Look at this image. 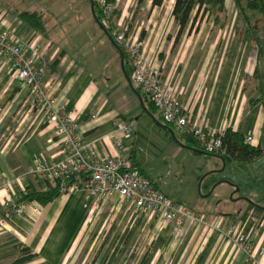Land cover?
Returning <instances> with one entry per match:
<instances>
[{
	"label": "crops",
	"instance_id": "1",
	"mask_svg": "<svg viewBox=\"0 0 264 264\" xmlns=\"http://www.w3.org/2000/svg\"><path fill=\"white\" fill-rule=\"evenodd\" d=\"M157 1L112 0L115 10L105 27L111 36V26L124 28L128 39L141 42L145 58L161 68V83L172 88L174 98L186 107L191 124L216 132L240 130L243 136H252V145H260L263 153L261 14L245 9V3L236 0H221L222 10L192 0L180 24L173 14L176 0ZM20 11L32 10L7 11L0 7V28L11 29L20 39L42 46L43 83L51 88L56 102L64 103L66 111L77 120L80 136L94 146L96 157L121 152L165 195L185 202L186 195L174 194L165 181L152 177L153 165L198 155L207 157L211 169L214 160L180 144H184L181 134L165 124L159 111L135 89L124 62L122 67L119 50L95 22L92 12L95 28L91 26L79 35L67 34V26L60 30L63 26L56 22L47 26V15L33 10L44 16L45 32H38L18 19ZM136 91L155 120L142 109ZM30 105L27 88L7 64L0 62V180L23 174L40 157H60L51 125ZM120 121L131 125L128 137L117 128ZM155 121L170 127L175 138ZM116 140L121 142L119 150ZM253 160L226 162L250 167ZM192 171L197 178L203 172L196 168ZM250 180L238 185L245 197L264 207V180ZM25 181L34 191H47L51 186L49 180L32 176ZM4 195L0 190L1 199ZM37 204L38 212L15 216L0 228V264H72L75 259L69 252L77 235L84 226H103L104 215L109 217L108 226L118 227L108 247L112 252L106 259H111H104L102 264H116V257L123 253L126 257L117 264H244V253L226 234L230 224L236 232L250 236L255 248H264V209L248 202L240 209L243 213L218 211L217 207L203 211L198 202L197 211L190 209L205 223L181 227L119 203L116 194L98 202L88 191L79 189ZM137 235L141 240L139 253L133 247ZM22 247H27L32 257L14 263ZM81 254L76 264L84 263L86 252Z\"/></svg>",
	"mask_w": 264,
	"mask_h": 264
},
{
	"label": "built area",
	"instance_id": "2",
	"mask_svg": "<svg viewBox=\"0 0 264 264\" xmlns=\"http://www.w3.org/2000/svg\"><path fill=\"white\" fill-rule=\"evenodd\" d=\"M95 3L102 15V23L107 25L115 10L114 4L109 0H95ZM112 36L132 67L131 83L159 111L162 121L178 133L190 136L205 153H224L223 131H209L191 124L186 107L174 98L172 88L161 83V68L145 58L141 42L128 39L125 29L119 26L112 27ZM42 55L40 44L24 41L13 30L0 28V62L7 64L20 84L27 88L31 108L51 125L60 152L58 158H38L19 176L1 178L0 190L5 195L0 198V228L15 216L39 211L36 201L21 200L27 193L25 178L28 176L49 180L51 187H58L60 194L84 189L98 202L116 194L119 203L149 212L179 227L204 224L202 217L165 195L121 152L96 157L94 146L80 136L77 120L66 111L64 103L56 102L51 88L43 83L45 63ZM116 126L125 137L131 135L129 123L120 121ZM244 141L254 143L250 135H245ZM115 145L119 150L121 142L116 140ZM226 234L244 253V264H264V248H255L250 236L236 232L232 224Z\"/></svg>",
	"mask_w": 264,
	"mask_h": 264
},
{
	"label": "rangeland",
	"instance_id": "3",
	"mask_svg": "<svg viewBox=\"0 0 264 264\" xmlns=\"http://www.w3.org/2000/svg\"><path fill=\"white\" fill-rule=\"evenodd\" d=\"M0 7L7 11L12 8L43 11L48 18L47 26L51 22H56L57 26H63L60 30L67 26V34H83L88 32L91 26L95 28L86 0H0ZM64 16H67V18L64 19ZM199 158H202V160L199 161ZM206 158L191 155L180 157L179 160L174 161H157L158 163H155L152 168V177L165 181L167 187L173 190L174 194L186 195L187 200L179 203L195 211H197V203L201 202L203 211H209V208L217 207L218 211L229 210V212L243 213L244 211L240 209H244L247 202L243 198L251 199L244 196V190L240 188L238 183L249 182L251 181L250 177L255 178L256 182L264 180V150L262 155L255 158V161L253 160L254 162L250 167H240L231 162H226L223 165L220 159L209 155V158L214 160L215 163L213 168L209 169V161H206ZM195 168L203 171L198 178L192 171ZM209 183L211 185L207 189ZM170 198L176 201L175 198ZM103 219H105L104 222ZM101 221L104 223L103 226H84L83 230L77 235L69 252L72 256L70 258L75 259L72 264H76L82 252H86L83 264H102V261L107 258L108 252L111 254L112 250L109 251L108 247L116 233H113V231L118 226H108L107 224L110 221L107 215H104ZM140 243L141 240L137 235L133 239L134 251H137V253L140 250ZM125 257L126 254L123 253L116 257V260L121 262ZM109 259H111V256L108 257Z\"/></svg>",
	"mask_w": 264,
	"mask_h": 264
},
{
	"label": "trees",
	"instance_id": "4",
	"mask_svg": "<svg viewBox=\"0 0 264 264\" xmlns=\"http://www.w3.org/2000/svg\"><path fill=\"white\" fill-rule=\"evenodd\" d=\"M112 2V0H109ZM156 1V0H154ZM160 1V0H158ZM157 1V2H158ZM237 2H244L245 9L257 11L261 14L264 19V0H236ZM202 3H205L210 8H216L218 10H222V2L221 0H201ZM192 0H176L173 14L175 19L182 24L186 19ZM94 12L98 19L102 21V15L99 12V9H94ZM17 17L19 20L23 21L27 26L37 30L38 32H45L44 26V16L42 12L39 11H20L17 13ZM113 25V22H112ZM112 26L110 28V31ZM128 60L124 56V65L126 72H131V65H128ZM130 64V63H129ZM148 101V100H147ZM251 103L255 101L253 99L250 100ZM149 102V101H148ZM149 105H152L149 102ZM153 106V105H152ZM180 140L187 146L195 147L199 149L198 144L193 140L190 136L186 134L180 135ZM222 140V148L224 153H206L208 155L220 156L225 162L226 161H250L257 157H259L262 153V148L260 145L253 146L244 141V136L240 132V130H233L231 128H227L223 131L221 136ZM153 181V180H152ZM154 182V181H153ZM155 183V182H154ZM156 184V183H155ZM58 187H51L47 191H34L27 188V193L22 196L21 200L26 201H37L40 204H45L55 197L59 196ZM32 257V254L29 252L27 247L21 248V254L18 258L14 260V263H20L24 260Z\"/></svg>",
	"mask_w": 264,
	"mask_h": 264
},
{
	"label": "water",
	"instance_id": "5",
	"mask_svg": "<svg viewBox=\"0 0 264 264\" xmlns=\"http://www.w3.org/2000/svg\"><path fill=\"white\" fill-rule=\"evenodd\" d=\"M90 5H91V12H92V14H93V18H94L95 22H96V23L98 24V26L103 30V32L106 34V36L109 38V40H110V41L116 46V48L119 50L120 59H121L120 61H121L122 67H123L124 53H123L122 50L116 45V43L114 42L112 36L110 35L109 31L107 30V28L105 27V25L102 23V21H101L100 19H98V17L96 16V14H95V12H94V4H93V0L90 1ZM126 79L129 81V77H128L127 75H126ZM129 82H130V81H129ZM136 93H137V95H138V97H139V99H140L142 109H143V110H144L149 116H151L152 119H154V118L152 117L151 113H150V112L146 109V107L143 105L142 97H141L140 93L137 92V91H136ZM154 120H155V119H154ZM155 122H156V124H158V125H160V126L166 128V129L171 133V135L173 136V138H175L174 132H173V130H172L170 127H168L167 125H163V124H161V123L158 122V121H155ZM180 144L183 145V146H185V147H188L189 149H191V150H193V151H196V152H199V153L206 154L204 151H202V150H200V149H198V148H194V147H191V146H187V145L182 144V143H180ZM218 157H219L220 160L223 162V165H225V163H226L225 160H224L222 157H220V156H218ZM236 190H237V188H236ZM231 196H232V194L230 195V197H231ZM243 199H244L245 201H247L248 203L254 205L255 207H258V208L264 209V207L256 205L255 203H253L251 200H249V199H247V198H243Z\"/></svg>",
	"mask_w": 264,
	"mask_h": 264
},
{
	"label": "flooded vegetation",
	"instance_id": "6",
	"mask_svg": "<svg viewBox=\"0 0 264 264\" xmlns=\"http://www.w3.org/2000/svg\"><path fill=\"white\" fill-rule=\"evenodd\" d=\"M89 4H90V1L91 0H86ZM93 4H94V9H97V7H96V3H95V1L93 0ZM91 6V5H90ZM108 30V29H107Z\"/></svg>",
	"mask_w": 264,
	"mask_h": 264
}]
</instances>
